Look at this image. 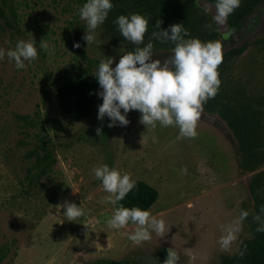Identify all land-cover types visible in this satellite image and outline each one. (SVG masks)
Here are the masks:
<instances>
[{"label":"rangeland","instance_id":"rangeland-1","mask_svg":"<svg viewBox=\"0 0 264 264\" xmlns=\"http://www.w3.org/2000/svg\"><path fill=\"white\" fill-rule=\"evenodd\" d=\"M16 28L0 20V252L2 264H220L251 238L254 173H244L234 138L195 99L177 95L172 65L207 71L212 58L251 43L232 76L264 98V0L238 34L145 55L133 76L128 47L98 19L99 0H6ZM98 73L104 93L85 118L66 116L61 79ZM40 138L57 159L30 184ZM264 175V166L259 170ZM143 180L159 197L140 221L115 208L118 186Z\"/></svg>","mask_w":264,"mask_h":264},{"label":"trees","instance_id":"trees-1","mask_svg":"<svg viewBox=\"0 0 264 264\" xmlns=\"http://www.w3.org/2000/svg\"><path fill=\"white\" fill-rule=\"evenodd\" d=\"M204 0H99L96 13L108 33H119L125 39L128 55L125 63L130 74L142 73L145 55L175 51L188 44L215 43L238 34L244 22L263 0H210L218 5L229 20L231 31L222 37L212 17L199 2ZM0 20L16 28V13L6 0H0ZM251 43L230 48L212 58L211 67L194 76L190 65H172L164 75L167 86L179 96L195 99L201 110L218 117L235 140L240 168L254 173L250 193L255 213L244 209L250 224L251 238L244 240L238 251L221 256L220 264H264V98L255 97L245 85L232 76L234 61L245 54ZM252 45L264 56V37ZM104 93L98 74L76 73L64 76L56 93L59 109L71 118L88 117ZM34 157L29 183L49 176L57 159L54 147L40 138L32 150ZM159 197L158 190L143 180L120 184L115 192L116 210L126 219H144ZM5 254L0 252V264ZM92 264H130L122 261H97Z\"/></svg>","mask_w":264,"mask_h":264},{"label":"water","instance_id":"water-1","mask_svg":"<svg viewBox=\"0 0 264 264\" xmlns=\"http://www.w3.org/2000/svg\"><path fill=\"white\" fill-rule=\"evenodd\" d=\"M199 6L212 17L222 37L228 36L231 31V27L223 10L210 0L200 1Z\"/></svg>","mask_w":264,"mask_h":264}]
</instances>
